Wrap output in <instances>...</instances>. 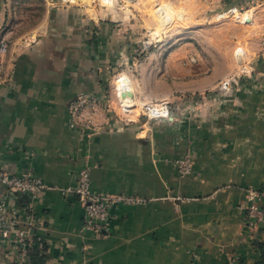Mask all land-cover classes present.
Segmentation results:
<instances>
[{
  "label": "crops",
  "instance_id": "1",
  "mask_svg": "<svg viewBox=\"0 0 264 264\" xmlns=\"http://www.w3.org/2000/svg\"><path fill=\"white\" fill-rule=\"evenodd\" d=\"M247 7L260 20L253 72L222 82L186 124L165 126L160 117L123 122L106 106L112 87L113 105L130 118L137 110L138 89L129 105L107 82L127 36L112 11L89 17L60 0H0V168L64 187L88 161L92 190L144 197L112 206L96 237L80 231L73 192L45 190L32 199L31 232L47 251L33 264H264V228L245 223V188L264 187V0L224 3L226 13ZM82 91L105 93L95 129L69 127L68 102ZM187 150L193 170L179 176L173 162Z\"/></svg>",
  "mask_w": 264,
  "mask_h": 264
},
{
  "label": "rangeland",
  "instance_id": "2",
  "mask_svg": "<svg viewBox=\"0 0 264 264\" xmlns=\"http://www.w3.org/2000/svg\"><path fill=\"white\" fill-rule=\"evenodd\" d=\"M71 3L78 4L89 17L112 11L108 15L120 19L119 35L127 33L126 41L118 39L115 44L120 56L107 81L111 83L118 74L124 75L138 89L137 110H133L132 118L129 112L112 104L113 88L108 91L112 109L123 122L126 116L146 124L152 119L143 113L144 104L160 101L169 116L160 117V124L184 125L194 116L196 107L204 106L212 92L220 91L222 82L234 81L241 66L252 65L257 55L260 20L254 22V8H237L226 13V0H71ZM160 7L171 8L163 10L170 14L167 20L159 17ZM240 12H249L250 19L237 15ZM243 50L248 56L242 57Z\"/></svg>",
  "mask_w": 264,
  "mask_h": 264
},
{
  "label": "built area",
  "instance_id": "3",
  "mask_svg": "<svg viewBox=\"0 0 264 264\" xmlns=\"http://www.w3.org/2000/svg\"><path fill=\"white\" fill-rule=\"evenodd\" d=\"M61 3H71V0H60ZM235 11V8H230ZM6 49V42L1 41L0 51ZM264 56V41L260 50ZM253 72L251 65H244L239 72L241 75H250ZM105 93L82 91L68 102L69 127L95 129L97 113L101 107ZM107 100L106 106L110 99ZM158 102L144 104L143 113L147 118L169 117L167 109ZM131 113L130 111L125 110ZM99 124V125H98ZM174 166L179 176L189 175L193 170L191 151L174 160ZM91 169L88 161L83 162L74 172L75 184L55 187L47 185L41 177L29 170L22 169L15 173L6 168H0V262L10 264H33L34 255L42 257L47 248L46 243L32 234L35 223L32 199L47 189H58L63 194L73 192L84 209L80 225L82 233H92L96 237H103L109 222L110 208L118 203H135L144 200V197L126 195L124 193H102L91 188ZM246 201L245 223L249 229L264 228V187L256 189L245 188ZM178 199L183 197L177 196Z\"/></svg>",
  "mask_w": 264,
  "mask_h": 264
},
{
  "label": "bare ground",
  "instance_id": "4",
  "mask_svg": "<svg viewBox=\"0 0 264 264\" xmlns=\"http://www.w3.org/2000/svg\"><path fill=\"white\" fill-rule=\"evenodd\" d=\"M166 9V10H170L171 8H165V7H160L159 8V17H161L163 20H167L168 17H170V14L168 12H163V10ZM237 15L243 17L244 19H250L251 15L248 13H243V14H240V13H237ZM172 21V20H171ZM114 83H115V87L117 88L118 90V94H122L121 97L125 96L124 98H128L129 101H131L129 103V105H133L135 103V100L133 101L132 98V93H131V90L133 91V88H132V84L130 82V80L124 76V75H117L115 78H114ZM115 88V89H116ZM129 90V91H128ZM130 92V93H129ZM127 94V95H126Z\"/></svg>",
  "mask_w": 264,
  "mask_h": 264
},
{
  "label": "trees",
  "instance_id": "5",
  "mask_svg": "<svg viewBox=\"0 0 264 264\" xmlns=\"http://www.w3.org/2000/svg\"><path fill=\"white\" fill-rule=\"evenodd\" d=\"M264 253V252H263ZM40 258H43V256L42 257H40ZM262 261H264V254L262 255Z\"/></svg>",
  "mask_w": 264,
  "mask_h": 264
},
{
  "label": "water",
  "instance_id": "6",
  "mask_svg": "<svg viewBox=\"0 0 264 264\" xmlns=\"http://www.w3.org/2000/svg\"><path fill=\"white\" fill-rule=\"evenodd\" d=\"M238 59H239V60L241 59V55H240V54H238Z\"/></svg>",
  "mask_w": 264,
  "mask_h": 264
}]
</instances>
